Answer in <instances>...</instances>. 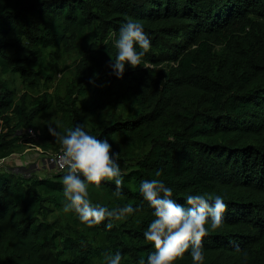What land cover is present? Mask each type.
Instances as JSON below:
<instances>
[{"label": "trees", "instance_id": "trees-1", "mask_svg": "<svg viewBox=\"0 0 264 264\" xmlns=\"http://www.w3.org/2000/svg\"><path fill=\"white\" fill-rule=\"evenodd\" d=\"M129 19L151 46L142 66H126L118 79L110 56ZM81 44L63 96L15 98L4 75L30 87L51 83L48 70ZM121 104L128 117L116 112ZM49 110L60 115L61 133L83 126L140 150L120 196L111 181L89 185L94 205L139 211L111 231L107 221L88 227L62 210L65 170L0 168V264H103L117 250L121 264H138L154 251L143 237L152 209L139 192L153 178L181 204L188 194L224 197L222 227L203 238L204 264H264V0H0V159L32 144L26 130ZM55 211L66 220L49 221ZM174 264L193 261L186 252Z\"/></svg>", "mask_w": 264, "mask_h": 264}, {"label": "clouds", "instance_id": "clouds-1", "mask_svg": "<svg viewBox=\"0 0 264 264\" xmlns=\"http://www.w3.org/2000/svg\"><path fill=\"white\" fill-rule=\"evenodd\" d=\"M103 44L107 46L108 40ZM114 46L116 54L114 58L110 56L109 67L118 79H122L126 66L133 69L142 66V57L149 50L151 40L141 23L129 19L121 24ZM90 82L94 83V80ZM48 132L60 145V167L65 170L62 178L64 213H75L88 227L107 221L104 227L111 231L139 211L131 204L110 208L91 202L89 185L99 188L101 181L113 182L116 196L122 193L126 173L119 163L120 154L113 149L109 139H99L83 126L63 133L58 131V126H50ZM155 175L160 177L162 172L158 170ZM139 192L152 209L154 219L143 231V237L151 243L154 251L149 252L146 259L140 257L138 264H174L186 252L193 264H204L203 238L209 229L222 227L228 208L224 197L188 194L181 204L173 199V189L156 178L141 180ZM123 258L119 250L107 251L103 264H121Z\"/></svg>", "mask_w": 264, "mask_h": 264}, {"label": "rangeland", "instance_id": "rangeland-1", "mask_svg": "<svg viewBox=\"0 0 264 264\" xmlns=\"http://www.w3.org/2000/svg\"><path fill=\"white\" fill-rule=\"evenodd\" d=\"M87 48V44H81L79 49L72 50L70 52H66L62 54L60 60L54 64L55 70L50 72L48 70L47 73H53L51 83H45L42 80L36 84V87H30L28 83L23 82L18 74L14 75H4L3 78L6 79L13 89L15 93V98L17 99L20 94L23 92L30 95L32 98L39 96L44 91L56 96H63L65 87L73 77L75 72V66L79 59L80 53ZM53 50H48L47 55H53ZM51 58V57H50ZM48 61V58H47ZM52 61V59H51ZM92 95V92L89 93ZM128 107V106H127ZM125 106L119 107L116 112L123 117L129 116V108ZM59 117L53 110H49L44 112L40 117L36 118V137L31 141L32 145L38 147L41 151L42 157L47 155L48 153H53L55 149V140L52 136H50L48 132V128L59 127ZM109 142L112 144V147L115 151L119 152V163L121 168L124 170L125 166L131 163V158L138 157L140 155V150L135 147L134 144L130 143L128 139H124L120 136H113L109 138ZM46 153V154H45ZM44 163L46 158L44 157ZM48 166V165H47ZM46 166V167H47ZM45 167V168H46ZM38 168V167H37ZM36 166H29L27 171L30 172H39ZM48 168V167H47ZM40 173V172H39ZM41 174H44L41 171ZM53 219H58L61 221L66 220V216L63 212L55 211L49 217L48 220L52 221Z\"/></svg>", "mask_w": 264, "mask_h": 264}, {"label": "crops", "instance_id": "crops-1", "mask_svg": "<svg viewBox=\"0 0 264 264\" xmlns=\"http://www.w3.org/2000/svg\"><path fill=\"white\" fill-rule=\"evenodd\" d=\"M44 156L42 157L41 151L38 147L28 143H22L21 148L12 153L9 157L0 159V168L14 171L17 173H23L29 166H36L43 173L51 171V167L45 165ZM48 168H47V167ZM46 167V168H45Z\"/></svg>", "mask_w": 264, "mask_h": 264}, {"label": "built area", "instance_id": "built-area-1", "mask_svg": "<svg viewBox=\"0 0 264 264\" xmlns=\"http://www.w3.org/2000/svg\"><path fill=\"white\" fill-rule=\"evenodd\" d=\"M3 132V128L0 125V134ZM26 134L31 137V138H35L36 137V131L29 128L26 130ZM46 154V153H45ZM60 155L61 152L60 150L53 152V153H48L47 155H45L44 157L46 158L45 160V165H48L49 167H51L53 170L55 171H61L63 169H61L60 167Z\"/></svg>", "mask_w": 264, "mask_h": 264}]
</instances>
